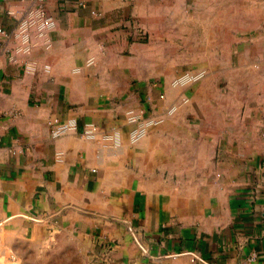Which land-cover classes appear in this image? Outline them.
<instances>
[{"label": "crops", "instance_id": "obj_1", "mask_svg": "<svg viewBox=\"0 0 264 264\" xmlns=\"http://www.w3.org/2000/svg\"><path fill=\"white\" fill-rule=\"evenodd\" d=\"M31 4L0 0V264L60 236L87 264H264V0H45L24 42ZM173 31L204 71L181 88ZM139 109L162 121L134 141Z\"/></svg>", "mask_w": 264, "mask_h": 264}, {"label": "built area", "instance_id": "obj_2", "mask_svg": "<svg viewBox=\"0 0 264 264\" xmlns=\"http://www.w3.org/2000/svg\"><path fill=\"white\" fill-rule=\"evenodd\" d=\"M56 26L55 19L47 12L45 8V0H32L31 6L24 12L19 19L13 35L20 37L24 42L28 41L32 36L41 37L47 31L54 29ZM0 35H9V33L0 27ZM141 39L146 38V33L141 31L137 34ZM22 51H27V47L22 48ZM204 75L203 70H196L192 72H185L180 74L174 79V85L185 86L191 82L199 80ZM126 118L130 123L136 124L131 131L130 137L132 140H137L145 135L151 126L157 125L162 121L159 116L150 118L144 117L142 110H128L126 112ZM50 133L53 138H57L64 134L67 130L75 126L74 120L61 121L54 117L50 120ZM98 127L93 123L85 124L82 134L93 139L96 135ZM263 135H264V124H263ZM105 138L111 137L110 135H104ZM111 243L104 245L102 252L99 255L92 258L91 264H103L107 263L112 250ZM97 260V261H96Z\"/></svg>", "mask_w": 264, "mask_h": 264}, {"label": "rangeland", "instance_id": "obj_3", "mask_svg": "<svg viewBox=\"0 0 264 264\" xmlns=\"http://www.w3.org/2000/svg\"><path fill=\"white\" fill-rule=\"evenodd\" d=\"M170 34H172V36L174 37L175 46H173L172 48L170 47L169 49V54L171 56L170 59H172V63L169 64L170 77L168 84L171 88L172 87L181 88L184 86H177L173 84L174 79L182 73L196 71V69L198 70L199 68H197L196 65H193V63L189 64L186 62L181 64L176 61L179 59L178 55L182 54V49L176 47L177 33L173 31L170 32ZM188 50H190V54L188 55V57L187 56L185 57V60L194 58V55L192 53L193 49L190 48ZM157 51L159 52V49ZM145 67L148 68V65H146ZM146 68H144L143 71L147 70ZM147 82H150L154 85H160L162 81L152 79V80H148ZM164 82L166 81H163V83ZM181 101L184 102L187 101V97L181 98ZM24 249H26V251L29 252L28 255L25 257L23 264H87V262L84 261V257L82 256L80 249L78 248V245L64 236H60L57 239H55L51 244L46 246L40 254L36 252H32L31 250L32 247L28 245H25Z\"/></svg>", "mask_w": 264, "mask_h": 264}, {"label": "bare ground", "instance_id": "obj_4", "mask_svg": "<svg viewBox=\"0 0 264 264\" xmlns=\"http://www.w3.org/2000/svg\"><path fill=\"white\" fill-rule=\"evenodd\" d=\"M174 83V82H173Z\"/></svg>", "mask_w": 264, "mask_h": 264}]
</instances>
